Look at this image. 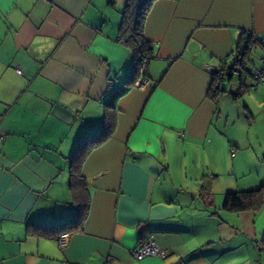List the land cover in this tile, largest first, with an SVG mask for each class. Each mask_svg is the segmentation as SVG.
I'll return each instance as SVG.
<instances>
[{
    "label": "crops",
    "instance_id": "obj_1",
    "mask_svg": "<svg viewBox=\"0 0 264 264\" xmlns=\"http://www.w3.org/2000/svg\"><path fill=\"white\" fill-rule=\"evenodd\" d=\"M125 3L0 0V264H264V206L222 208L226 192L264 184V170L225 159L264 158V141L255 136L253 149L225 92L208 96L242 33L257 40L250 62L264 67V0H155L144 23L154 84L143 88L129 81ZM247 83L242 116L264 126V81ZM107 110L113 133L80 166L82 229L63 247L27 235L28 225L75 218L70 166ZM150 235L167 257L134 259Z\"/></svg>",
    "mask_w": 264,
    "mask_h": 264
},
{
    "label": "trees",
    "instance_id": "obj_2",
    "mask_svg": "<svg viewBox=\"0 0 264 264\" xmlns=\"http://www.w3.org/2000/svg\"><path fill=\"white\" fill-rule=\"evenodd\" d=\"M155 0H126L122 10L120 23V38L122 42L130 49L133 59V66L129 81L135 83L141 75V62L144 57L150 61L152 57V46L144 37V23L146 16ZM242 33L236 50L243 51L249 59V54L253 44L257 41L254 36ZM250 60V59H249ZM147 76V71L143 72ZM234 80L229 69V63L224 68L213 72L212 81L208 89V96L211 99L224 92L222 81ZM247 83L240 81V86L234 91V97L245 93ZM115 126L114 114L107 110L102 129L99 133L87 136L78 141L74 154V159L69 170V191L71 201L76 207V216L73 220L63 224H31L26 227L27 235H34L45 238H58L62 233L78 231L82 229L86 221L89 210V192L85 186L84 177L81 174L80 166L85 154L93 147L106 141L113 133ZM264 206V184L257 188L249 190L229 191L225 193L222 208L232 212L259 211ZM264 242V241H262ZM264 244V243H262ZM264 247V245H262Z\"/></svg>",
    "mask_w": 264,
    "mask_h": 264
},
{
    "label": "built area",
    "instance_id": "obj_3",
    "mask_svg": "<svg viewBox=\"0 0 264 264\" xmlns=\"http://www.w3.org/2000/svg\"><path fill=\"white\" fill-rule=\"evenodd\" d=\"M245 37L251 35L250 32L245 33ZM148 60L146 57L141 62V75L136 81L135 85L139 88H143L147 85H153L148 76L143 75L144 71H147ZM229 69L231 75L234 77L232 81V88L237 89L240 86V81L258 80L264 81V67L256 66L244 55L243 51H236L229 61ZM248 84V83H247ZM4 139V134L0 131V144ZM58 244L63 247L66 244V233H62L58 236ZM132 257L136 260H141L145 257H159L164 259L167 257L168 252L159 247L150 235L145 239H141L138 244L131 250Z\"/></svg>",
    "mask_w": 264,
    "mask_h": 264
},
{
    "label": "rangeland",
    "instance_id": "obj_4",
    "mask_svg": "<svg viewBox=\"0 0 264 264\" xmlns=\"http://www.w3.org/2000/svg\"><path fill=\"white\" fill-rule=\"evenodd\" d=\"M229 85L230 84L228 81L226 80L222 81L221 87L222 89H224V92L226 93L222 95L224 97L222 103L225 105L226 109L230 110L232 114H235L237 116L240 115V118L237 119V123L239 126L238 128L243 129L242 134H244V131L245 133L249 132L252 141L251 146L254 149V145L257 144V141L255 140V136H257L260 141H264V126L257 123V124H252V126L248 127L249 125L246 122L245 115H243L244 117L242 116V112H243V106L249 99H247L246 97L244 98L241 97L239 99L234 97V95L229 92L230 90ZM254 111L257 112L256 108ZM225 161L229 163L228 164L229 169L232 163L235 165L236 170H239L238 165L245 163L241 170H264V158L259 157L256 159L250 153L241 158L237 156L234 162H232L231 156L227 157Z\"/></svg>",
    "mask_w": 264,
    "mask_h": 264
},
{
    "label": "water",
    "instance_id": "obj_5",
    "mask_svg": "<svg viewBox=\"0 0 264 264\" xmlns=\"http://www.w3.org/2000/svg\"><path fill=\"white\" fill-rule=\"evenodd\" d=\"M229 92H230L231 94H233V95L235 94L234 91H233L232 89H230Z\"/></svg>",
    "mask_w": 264,
    "mask_h": 264
}]
</instances>
